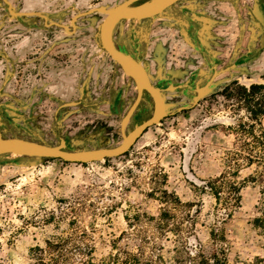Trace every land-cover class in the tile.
Returning <instances> with one entry per match:
<instances>
[{
  "label": "rangeland",
  "instance_id": "1",
  "mask_svg": "<svg viewBox=\"0 0 264 264\" xmlns=\"http://www.w3.org/2000/svg\"><path fill=\"white\" fill-rule=\"evenodd\" d=\"M10 1L15 11H42L72 29L78 13L124 0ZM105 17L101 11L80 17L71 33L40 16H15L0 0V136L50 145L63 136L71 150L122 142L123 118L140 92L101 45ZM112 41L142 59L154 83L189 80L187 88L165 96L170 111L190 108L150 127L119 157L76 163L0 153V264H36L38 246L68 236L93 245L96 264L123 251H143L153 264L189 263L176 234L157 227L163 189L192 204L177 212L194 224L186 234L194 253L218 251L227 264H264V232L254 224L264 207L261 183H244L241 205L225 222L212 193L202 189L228 169L239 141L234 128L246 117L226 87L264 83V0H178L153 18L120 21ZM236 62L242 63L199 90L215 69ZM65 101L82 103L58 110ZM153 111L145 94L126 130ZM253 170L243 164L238 179Z\"/></svg>",
  "mask_w": 264,
  "mask_h": 264
},
{
  "label": "trees",
  "instance_id": "2",
  "mask_svg": "<svg viewBox=\"0 0 264 264\" xmlns=\"http://www.w3.org/2000/svg\"><path fill=\"white\" fill-rule=\"evenodd\" d=\"M264 77V76H263ZM233 86L226 87L227 96H236L239 104L246 112V117L241 118L234 128L238 135L237 147L231 151L228 160V169L219 176L209 179L202 187L210 191L215 198V208L222 215L221 222L232 217L236 208L241 205L242 188L244 183H261L264 206V83L255 82L245 85L234 81ZM235 86V87H234ZM243 164L255 167V170L244 180H239V172ZM161 203L160 215L157 218V227L163 233L170 231L176 234L181 242V248L187 253L188 260H178L177 264H227V257H221L217 252L208 256L201 249L194 253L186 239L194 224L186 225L178 215L192 204L184 202L175 191L163 189L158 195ZM192 218V212H186ZM254 224L264 232V207L262 216L255 218ZM212 235L219 236V230H213ZM179 246V245H178ZM94 246L85 241H79L72 236L58 237L47 240L46 246H38L35 256L36 264H96L93 257ZM202 248V245H201ZM180 249V247H179ZM223 254H225L224 249ZM75 251L81 254V260L76 261ZM104 264H153L152 259L144 257V252L132 253L123 251L110 255Z\"/></svg>",
  "mask_w": 264,
  "mask_h": 264
},
{
  "label": "water",
  "instance_id": "3",
  "mask_svg": "<svg viewBox=\"0 0 264 264\" xmlns=\"http://www.w3.org/2000/svg\"><path fill=\"white\" fill-rule=\"evenodd\" d=\"M9 5V11L15 16H31L36 15L45 19L46 25H58L71 33L77 31L78 25L76 21L83 16H87L92 12L101 11L106 14V17L100 24V41L102 47L111 55V57L122 67V69L130 75L139 87V96L136 102L128 110L122 121L123 140L114 147H99L92 149L71 150L68 147V142L65 137H60V142L57 145H50L35 140H30L22 137H3L0 136V153H15L22 156L43 157V158H59L69 162L90 163L99 160L119 157L126 154L136 142L154 125L162 122L169 114H175L178 111H183L190 108V105H181L177 109L170 111L165 96V92L178 91L189 85V80L178 84H156L152 80L150 71L144 61L135 57L129 52L117 48L112 41V31L114 27L124 19H148L157 16L164 12L169 7L175 5L178 0H160L152 9L139 10L136 5L142 0H124L117 5L108 8L105 5L93 7L81 13H78L72 18V29L66 23L58 21H49V16L42 11H24L13 9V4L10 0H4ZM240 62L234 63L225 69H215L213 76L207 83L199 88L200 91H206L210 88L218 75L232 67H237ZM216 67V66H215ZM147 92L153 98L154 111L153 114L146 120L135 125V127L127 131L126 123L131 115L138 109L143 100L144 93ZM200 95H195L194 100L197 101ZM81 101H65L59 109L73 105H79ZM58 109V110H59Z\"/></svg>",
  "mask_w": 264,
  "mask_h": 264
},
{
  "label": "bare ground",
  "instance_id": "4",
  "mask_svg": "<svg viewBox=\"0 0 264 264\" xmlns=\"http://www.w3.org/2000/svg\"><path fill=\"white\" fill-rule=\"evenodd\" d=\"M160 0H153V1H146L142 4H140L137 9L139 10H145V9H152L153 7H155V5L158 4Z\"/></svg>",
  "mask_w": 264,
  "mask_h": 264
},
{
  "label": "flooded vegetation",
  "instance_id": "5",
  "mask_svg": "<svg viewBox=\"0 0 264 264\" xmlns=\"http://www.w3.org/2000/svg\"><path fill=\"white\" fill-rule=\"evenodd\" d=\"M143 1H144V0H142V1H140V2H137L136 4H140V3H142ZM107 53H108V52H107ZM108 54H109V53H108ZM109 55H110V54H109ZM110 56H111V55H110ZM135 57H137V56H135ZM236 63H237V62H236ZM240 63H242V62H240ZM169 83H170V82H160V83H156V84H169ZM187 87H188V86H187ZM187 87H185V88H187ZM182 89H184V88H182ZM180 90H181V89H180ZM145 94H149V93L145 92L144 95H145ZM143 98H144V97H143ZM81 103H82V101H81ZM81 103H80V104H81ZM64 108H65V107H64ZM61 109H62V108H61ZM59 110H60V109H59ZM152 114H153V113H152ZM152 114H151V115H152ZM151 115H150V116H151ZM150 116H148L147 118H149ZM143 120H144V119H143ZM143 120L139 121L138 123H141ZM134 127H135V125H134ZM134 127H133V128H134ZM133 128H132V129H133ZM132 129H131V130H132ZM122 135H123V134H122ZM65 138H66V137H65ZM66 140H67L68 145H69V139L66 138Z\"/></svg>",
  "mask_w": 264,
  "mask_h": 264
}]
</instances>
